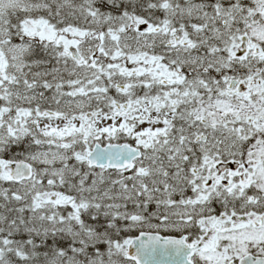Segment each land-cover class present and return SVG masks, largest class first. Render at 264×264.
<instances>
[{"label": "snow or ice", "instance_id": "obj_1", "mask_svg": "<svg viewBox=\"0 0 264 264\" xmlns=\"http://www.w3.org/2000/svg\"><path fill=\"white\" fill-rule=\"evenodd\" d=\"M0 264H264V0H0Z\"/></svg>", "mask_w": 264, "mask_h": 264}]
</instances>
